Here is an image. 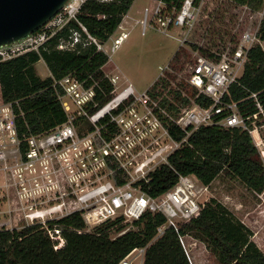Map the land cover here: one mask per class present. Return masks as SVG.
Returning a JSON list of instances; mask_svg holds the SVG:
<instances>
[{
    "label": "built area",
    "instance_id": "built-area-1",
    "mask_svg": "<svg viewBox=\"0 0 264 264\" xmlns=\"http://www.w3.org/2000/svg\"><path fill=\"white\" fill-rule=\"evenodd\" d=\"M85 1L67 0L38 30L1 46L0 61L38 51L71 19H77ZM202 1L179 0L177 4L174 0H149L137 22L142 33L148 25H153L160 31L184 27L186 35L197 19ZM254 11L251 17L255 19L246 20L232 51L226 45L221 50L211 49L214 55L211 58L194 53L184 80L195 89V95L188 97L184 105L163 90L159 81L167 78L169 63L142 92H137L127 79L118 84L116 75H105L112 86L108 91L98 80L87 84L86 79L92 78L91 75L79 79L69 72L53 78L52 86L65 120L38 133H20L17 120L22 112L18 102L1 101L0 207L6 206L2 213L23 219L26 221L23 225L45 226L49 220L73 213H79L87 225H95L118 217L133 221L147 211L158 212L165 222L157 227L155 237L166 227L177 230L181 223L196 217L206 202L202 193L208 189L196 176L179 174L169 189L156 196L144 192L136 183L147 181L152 171L168 163L169 155L200 126L241 127L251 134L256 146L259 144V128L264 127V105L260 99L264 87L247 95L254 111L245 115L238 108V102L224 99L243 72L248 50L256 45L263 47L259 27L264 6ZM127 17L128 12L122 16L118 29ZM82 30L87 37L84 44L92 42L97 50L105 53V42L116 31L100 42L84 26ZM127 36L128 32L121 30L113 38L111 50ZM78 41L80 33L73 30L67 38L60 37L56 48L71 50ZM156 81L160 83L153 89ZM181 93L184 95V91ZM198 95L208 98L210 103H197ZM163 97L167 100L164 103ZM171 126L183 130L185 135L175 139L170 133ZM6 226L2 227L13 228L12 224ZM48 233L58 240L54 248L63 244L59 228H49ZM138 249L144 252V247ZM126 257L119 264H129Z\"/></svg>",
    "mask_w": 264,
    "mask_h": 264
},
{
    "label": "trees",
    "instance_id": "trees-1",
    "mask_svg": "<svg viewBox=\"0 0 264 264\" xmlns=\"http://www.w3.org/2000/svg\"><path fill=\"white\" fill-rule=\"evenodd\" d=\"M133 1L86 0L77 19H71L38 51H27L0 61V96L5 102H18L22 112L17 120L20 133H38L65 120L56 90L52 86L53 78H60L69 72H73L79 79L91 75L92 78L86 79L87 84L93 79L98 80L105 91L110 90L112 86L102 71L108 55L97 50L92 42L84 44L87 37L82 26L98 41L105 42L116 30ZM175 1L178 4L179 0ZM218 1L220 3L217 7L209 11L205 18L198 20L196 28V31L199 30L198 38L206 39L208 45L189 41L193 50L210 58L214 57L212 47H218L220 42H224L225 36L229 40L230 51L238 39L235 33L227 30L222 35L216 23L223 24L226 15L236 7L247 6L251 10H258L264 6V0ZM73 30L80 33V41L75 44L74 49H57L60 37L67 38ZM259 33L264 40V13ZM181 55L178 48L172 61L178 62ZM40 59L50 72L44 78L37 74L35 68ZM182 62L178 65L179 69H185L183 66L186 60ZM168 78L169 74L159 81L162 89L177 103L184 105L188 102V97L195 95V89L184 82L171 88ZM159 81L154 82L153 89L158 87ZM263 87L264 46L256 45L248 50L243 72L238 81L229 87V93L224 95V99L238 102V108L245 115L254 111L247 95L260 91ZM260 99L264 105V92L260 93ZM166 101L163 97L162 102ZM195 101L204 105L210 103L208 98L201 95ZM15 110L18 111V108ZM170 133L178 140L185 135L183 130L174 126L170 127ZM179 174L194 175L205 185L223 175L237 179L254 194L264 189L263 157L251 134L241 127L215 124L198 127L183 145L169 155L168 163L161 164L152 171L147 181L136 184L144 192L156 196L169 189L177 181ZM122 222L121 217L109 219L99 223L93 231H84L86 224L82 216L73 213L49 220L45 226L32 223L11 229L1 227L0 264H119L131 251L142 247V264H191L184 242H181L186 235L203 242L218 264H264V253L251 239V230L214 198L205 202L196 217L181 223L177 230L166 227L157 237V227L165 222L161 213L145 212L132 221L136 228H125ZM54 226L59 228L64 240L58 248H54L56 241L48 233V229ZM112 228L117 234L111 235Z\"/></svg>",
    "mask_w": 264,
    "mask_h": 264
},
{
    "label": "rangeland",
    "instance_id": "rangeland-1",
    "mask_svg": "<svg viewBox=\"0 0 264 264\" xmlns=\"http://www.w3.org/2000/svg\"><path fill=\"white\" fill-rule=\"evenodd\" d=\"M148 3L149 0L133 1L130 9L127 11L128 17L125 23L122 24L123 27L117 28L110 39L105 42L106 53L109 57L107 62L102 66L104 75H116L118 77V84H122L124 79H127L137 92H142L146 89L159 76L161 69L168 63L171 69L167 70L166 73L169 74L168 82L172 85L171 88H175L179 82L185 83L184 77H186L189 66L194 60V53L197 52L191 48L189 41H198L200 44L208 45L206 39L198 38L199 30L196 31L198 20L205 18L208 12L217 7L220 2L218 0H203L197 19H195L193 26L186 35L187 29L184 27H173L166 31H160L153 25H148L144 33H142L141 25L135 21V18H141V10ZM254 13V10L246 9L244 6L236 7L232 9L230 14L226 15L227 17L224 19L223 24L216 23V26L221 29L220 33L222 35L227 30L239 37L241 29L246 25V20L255 19L251 17ZM121 30L127 31L128 36L116 48L111 50L113 38ZM216 32L219 31L216 30ZM184 35L186 40L182 43L181 38ZM216 35L217 33L215 37H217ZM215 40L216 43H219L218 39ZM224 40V42H220L218 47H209H212V49H222V45H228L229 43L226 36ZM262 42L264 46V41ZM178 48L182 55L178 62H175L174 60L172 61V57ZM187 55H189L188 58H186ZM185 60L186 63L183 66L185 69H179L178 65H181L182 61ZM35 68L37 74L43 78L50 75L42 59L36 62ZM1 101L3 100L0 96ZM259 132L261 140L257 147L264 160V127L259 128ZM211 198L225 205L237 219L242 221L251 230V239L264 253V189L262 192L254 194L237 179L219 175L208 184V189L202 193V199H205L206 202ZM5 207V205L0 207V214L6 210ZM1 219L2 217H0V228L2 226L6 227L8 224H12L13 227H19L26 223V221L19 217L12 218L13 220L8 224L2 223ZM122 224L125 228H136L132 224V221H123ZM97 225L99 224H86L84 231H93ZM110 232L111 235L117 234L113 228L110 229ZM183 242L192 264H218L213 254L200 240L186 235L183 236ZM142 256L143 253L137 248L126 257V260L129 264H141Z\"/></svg>",
    "mask_w": 264,
    "mask_h": 264
},
{
    "label": "water",
    "instance_id": "water-1",
    "mask_svg": "<svg viewBox=\"0 0 264 264\" xmlns=\"http://www.w3.org/2000/svg\"><path fill=\"white\" fill-rule=\"evenodd\" d=\"M67 0H0V47L25 38L50 20Z\"/></svg>",
    "mask_w": 264,
    "mask_h": 264
},
{
    "label": "crops",
    "instance_id": "crops-1",
    "mask_svg": "<svg viewBox=\"0 0 264 264\" xmlns=\"http://www.w3.org/2000/svg\"><path fill=\"white\" fill-rule=\"evenodd\" d=\"M129 9H130V8H129ZM137 20H138V19L135 18V21H136V22H137ZM0 217H2V219H1L2 221H1V222H6L7 224H8L9 221L13 220L12 218L15 219L14 216H10V215L3 214V213L0 214ZM6 227H8V226H6ZM130 254H131V253H130ZM130 254H129V255H130ZM129 255H127V257H128ZM189 258H190V257H189ZM141 261H143V256H142ZM190 262H191V259H190ZM130 263H131V262H130ZM141 264H142V262H141ZM191 264H192V262H191Z\"/></svg>",
    "mask_w": 264,
    "mask_h": 264
}]
</instances>
